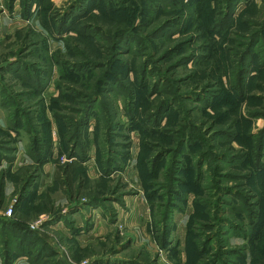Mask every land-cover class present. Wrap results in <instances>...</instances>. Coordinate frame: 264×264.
<instances>
[{
  "label": "rangeland",
  "instance_id": "rangeland-1",
  "mask_svg": "<svg viewBox=\"0 0 264 264\" xmlns=\"http://www.w3.org/2000/svg\"><path fill=\"white\" fill-rule=\"evenodd\" d=\"M263 257L264 0H0V264Z\"/></svg>",
  "mask_w": 264,
  "mask_h": 264
},
{
  "label": "trees",
  "instance_id": "trees-1",
  "mask_svg": "<svg viewBox=\"0 0 264 264\" xmlns=\"http://www.w3.org/2000/svg\"><path fill=\"white\" fill-rule=\"evenodd\" d=\"M79 133H80V131H79ZM66 138L68 139L67 141L70 140L69 136H67ZM156 161H158V159ZM156 164H157V162L154 163V166H156ZM72 178H73V176H72V172H71L70 167L65 165V166H62V167L58 168V173L56 172L55 176H54V182L60 188L64 189L66 186H70V184L72 182ZM148 201L150 202V206H152L150 197H148ZM173 221H174V219H173ZM253 264H264V257L260 258V259H257Z\"/></svg>",
  "mask_w": 264,
  "mask_h": 264
},
{
  "label": "crops",
  "instance_id": "crops-1",
  "mask_svg": "<svg viewBox=\"0 0 264 264\" xmlns=\"http://www.w3.org/2000/svg\"><path fill=\"white\" fill-rule=\"evenodd\" d=\"M135 208H133V210H134Z\"/></svg>",
  "mask_w": 264,
  "mask_h": 264
}]
</instances>
